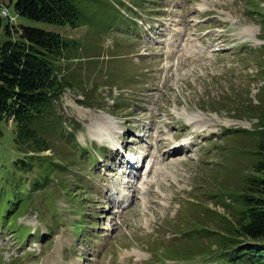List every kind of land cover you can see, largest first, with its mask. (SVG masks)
I'll use <instances>...</instances> for the list:
<instances>
[{
  "label": "rangeland",
  "instance_id": "rangeland-1",
  "mask_svg": "<svg viewBox=\"0 0 264 264\" xmlns=\"http://www.w3.org/2000/svg\"><path fill=\"white\" fill-rule=\"evenodd\" d=\"M15 2L10 32L76 48L60 64L72 84L54 105L61 128L32 175L16 165L15 125L0 123V264H212L205 230L223 224L210 211L233 217L259 158L264 0H75L73 29L17 16ZM128 158L140 163L126 177Z\"/></svg>",
  "mask_w": 264,
  "mask_h": 264
},
{
  "label": "trees",
  "instance_id": "trees-1",
  "mask_svg": "<svg viewBox=\"0 0 264 264\" xmlns=\"http://www.w3.org/2000/svg\"><path fill=\"white\" fill-rule=\"evenodd\" d=\"M12 2L8 0L5 6L0 0V34L4 35L0 42V123L11 120L15 125L14 143L24 157L16 165L21 174L32 175L34 154L47 151L49 136L58 126L61 128L54 105L72 84L60 64L76 48V42L55 32L22 25L10 32L7 8ZM74 2L16 0L14 11L23 18L73 29L79 17ZM260 17L264 23V14ZM256 133L255 154L259 158L253 165V174L245 178L242 192L232 198L233 217L210 211L218 224H223L218 231L205 230L215 245L210 252L212 264H264V125ZM36 182V186H43L45 179Z\"/></svg>",
  "mask_w": 264,
  "mask_h": 264
},
{
  "label": "bare ground",
  "instance_id": "bare-ground-1",
  "mask_svg": "<svg viewBox=\"0 0 264 264\" xmlns=\"http://www.w3.org/2000/svg\"><path fill=\"white\" fill-rule=\"evenodd\" d=\"M192 124H193V123H190V121H188V125H186V123H185V127H187L188 129H190V127H194V126L196 125V124H195L194 126H192ZM193 133H194V135L197 134L196 131H195V132L193 131ZM177 137H178V136H177ZM193 137H195V136H193ZM174 139H175V138H174ZM161 141H162V140H161ZM163 146H164V145H163ZM187 146H188V147H189V146H193V144L190 143L189 145H184V146H182V145L179 143L178 146H172V147H173V152H172V153H170L169 151L166 150L164 156L167 157V156H171V155H178V154H180L181 152H184V150H186ZM172 147H170V149H172ZM160 148H161V144H160V146L157 145V151H158V152L161 151ZM174 148H176L177 150L174 149ZM191 148H192V147H191ZM191 148H190V150H191ZM190 150H189V151H190ZM126 151L128 152L129 150L126 149ZM137 171H138V170H137ZM135 175H136L135 178H137L138 173L136 172ZM127 176H128V175H127ZM126 182L128 183L129 180H127ZM124 188H126V187H124ZM132 198H133V197H132ZM110 201L113 202L114 199H111ZM131 203H132V200L129 202V204H131Z\"/></svg>",
  "mask_w": 264,
  "mask_h": 264
},
{
  "label": "built area",
  "instance_id": "built-area-1",
  "mask_svg": "<svg viewBox=\"0 0 264 264\" xmlns=\"http://www.w3.org/2000/svg\"><path fill=\"white\" fill-rule=\"evenodd\" d=\"M2 15H5V12L4 11L2 12Z\"/></svg>",
  "mask_w": 264,
  "mask_h": 264
}]
</instances>
